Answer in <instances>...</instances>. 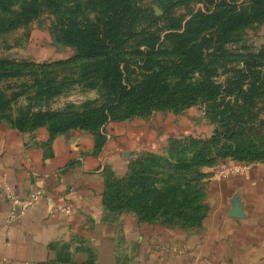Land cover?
Wrapping results in <instances>:
<instances>
[{
	"label": "crops",
	"instance_id": "0c3cea01",
	"mask_svg": "<svg viewBox=\"0 0 264 264\" xmlns=\"http://www.w3.org/2000/svg\"><path fill=\"white\" fill-rule=\"evenodd\" d=\"M199 120L171 111L108 120L102 143L79 127L50 135L0 120V264H264V162H224L240 167L225 175L219 165L196 229L144 222L103 203L108 170L121 174L171 137H196ZM33 188L41 200L11 217L6 192L23 198Z\"/></svg>",
	"mask_w": 264,
	"mask_h": 264
},
{
	"label": "rangeland",
	"instance_id": "374dc122",
	"mask_svg": "<svg viewBox=\"0 0 264 264\" xmlns=\"http://www.w3.org/2000/svg\"><path fill=\"white\" fill-rule=\"evenodd\" d=\"M229 1L236 8L247 4V0ZM218 2L140 0L131 23L124 26V58H135L136 51L143 50L138 44L143 37L152 36L143 34L148 29L163 41L169 27L183 24L193 13ZM155 9L161 13L156 14ZM207 39L205 65L190 75L207 90L192 96V104L177 112L202 119L200 132L196 137L169 138L162 150L138 155L121 174L108 170L107 192L114 212H133L148 223L196 229L204 217L200 215L207 212L208 178L219 165L264 162V19ZM161 44L164 47L153 56L173 58L169 40ZM131 65L134 69L135 63ZM95 68L60 38L52 14H41L0 34V120L14 127L22 121L24 128L34 127L33 119L49 111L51 116L42 118L43 123L35 128L65 127L84 110L108 101L96 85ZM130 78L136 79V74ZM238 109L243 117L231 126L229 119ZM123 115L120 109L114 111L116 117ZM142 155L146 156L139 159ZM136 182H143L142 187ZM147 205L149 209L137 210Z\"/></svg>",
	"mask_w": 264,
	"mask_h": 264
},
{
	"label": "trees",
	"instance_id": "16d2710c",
	"mask_svg": "<svg viewBox=\"0 0 264 264\" xmlns=\"http://www.w3.org/2000/svg\"><path fill=\"white\" fill-rule=\"evenodd\" d=\"M138 2L140 0H0V34L25 25L41 14H52L59 25L60 38L75 47L80 59L96 66L93 72L96 75V85L99 84L100 91L108 98V101L86 109L81 116L69 120L65 127L48 128L50 135L79 127L97 134L102 143L103 137L98 131L108 120L143 117L153 111H181L192 104V96L207 90L200 86L198 78L190 76L205 65L203 49L208 46L204 44L208 41L207 36H226L232 30L264 19V0H247L245 6L237 8L232 1L219 0L218 4L207 7L205 11L193 13L183 24L169 27L163 41L148 29L143 34L152 36L143 37L138 44L143 45V50L138 49L134 54L135 58L126 59L123 56L124 26L131 23L130 19L134 17ZM166 40L171 43L172 47H169L173 58L153 56V53L157 54L164 47L161 43ZM132 62L135 63L134 69H131ZM249 69L250 67L245 68V71ZM130 74H136V79L132 80ZM116 109L124 111V115L114 116ZM144 109L151 110L137 114V111ZM48 113L49 111L34 118V127L25 129V122L22 121L15 128L34 129L35 125L43 123L40 122L42 118L51 116ZM242 117L240 109L234 111L229 119L231 126L237 124ZM143 156L146 155L139 159ZM253 162L256 161L244 163ZM137 183L142 187L143 182L134 184ZM107 187L109 191L105 176L103 203L114 212L109 205ZM154 187L157 188V184ZM121 201L122 199L119 200ZM148 207L147 205L143 207L146 209L137 210L143 212ZM200 216L203 217L204 213Z\"/></svg>",
	"mask_w": 264,
	"mask_h": 264
},
{
	"label": "built area",
	"instance_id": "2783aa9c",
	"mask_svg": "<svg viewBox=\"0 0 264 264\" xmlns=\"http://www.w3.org/2000/svg\"><path fill=\"white\" fill-rule=\"evenodd\" d=\"M238 170H240L239 166L223 164L219 169V174L225 175ZM5 195L12 205L10 216L15 217L26 213L38 203L42 198L43 190L41 188H33L27 196L23 198L13 195L11 192H6Z\"/></svg>",
	"mask_w": 264,
	"mask_h": 264
},
{
	"label": "water",
	"instance_id": "95a60500",
	"mask_svg": "<svg viewBox=\"0 0 264 264\" xmlns=\"http://www.w3.org/2000/svg\"><path fill=\"white\" fill-rule=\"evenodd\" d=\"M155 11H156V14H160L161 13V11L158 10V9H155Z\"/></svg>",
	"mask_w": 264,
	"mask_h": 264
}]
</instances>
